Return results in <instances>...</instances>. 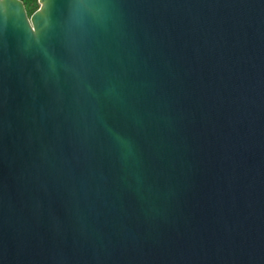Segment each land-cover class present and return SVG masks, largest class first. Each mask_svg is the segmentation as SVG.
Instances as JSON below:
<instances>
[{
  "label": "water",
  "instance_id": "1",
  "mask_svg": "<svg viewBox=\"0 0 264 264\" xmlns=\"http://www.w3.org/2000/svg\"><path fill=\"white\" fill-rule=\"evenodd\" d=\"M0 0V264H264V0Z\"/></svg>",
  "mask_w": 264,
  "mask_h": 264
},
{
  "label": "trees",
  "instance_id": "2",
  "mask_svg": "<svg viewBox=\"0 0 264 264\" xmlns=\"http://www.w3.org/2000/svg\"><path fill=\"white\" fill-rule=\"evenodd\" d=\"M20 1L24 4L28 15L36 11L39 7L38 0H20Z\"/></svg>",
  "mask_w": 264,
  "mask_h": 264
}]
</instances>
